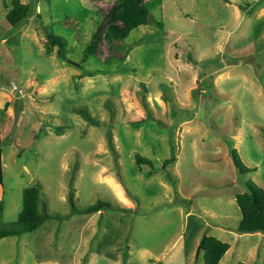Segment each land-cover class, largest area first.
<instances>
[{
  "label": "rangeland",
  "instance_id": "obj_1",
  "mask_svg": "<svg viewBox=\"0 0 264 264\" xmlns=\"http://www.w3.org/2000/svg\"><path fill=\"white\" fill-rule=\"evenodd\" d=\"M21 1L31 11L12 31L0 0L2 220L32 184L53 216L1 237L0 264H203L204 234L229 243L220 264H264V232L236 231L235 200L264 188V0H146L147 24L82 63L115 0ZM45 29L67 60L47 53ZM232 150L256 169L239 173ZM71 189L78 208L110 206L70 213Z\"/></svg>",
  "mask_w": 264,
  "mask_h": 264
},
{
  "label": "trees",
  "instance_id": "obj_2",
  "mask_svg": "<svg viewBox=\"0 0 264 264\" xmlns=\"http://www.w3.org/2000/svg\"><path fill=\"white\" fill-rule=\"evenodd\" d=\"M5 13V20L11 26L12 31L23 25L28 19L31 6L27 2L21 0H10ZM105 27L98 26V29L92 34V39L86 45L83 52L84 62L87 57L96 51L97 45L101 38L108 42L123 39L130 31L139 25H145L150 21V10L146 5V0H115L108 8L104 15ZM46 51L52 53L56 48V55L61 60H67V42L66 40L52 31L45 29ZM82 75H91L87 70ZM6 110V108L4 107ZM75 109V108H74ZM76 111L83 114L84 118L90 123H96L94 118L87 112L85 108H79ZM108 146L115 153L111 131L107 130ZM1 141V126H0ZM232 160L239 173L255 170L256 167H248L241 160L236 150L231 152ZM2 150L0 148V184L2 183ZM174 160V156L164 159L163 165ZM136 162H145L152 164V160L148 157L136 154ZM246 189L235 194V200L240 211V219L236 226V231L240 233L248 232H264V188L255 182H247ZM71 212L93 213L101 210L105 206H110L102 200L78 208L75 205L74 190L68 193ZM44 202L41 200V190L38 185H26L22 189V206L13 221L2 220V212L4 209L3 200L0 198V238L9 235H19L23 232L33 231L37 229L46 219L52 217L47 209L44 208ZM126 206L123 204V208ZM69 213V214H70ZM229 243L215 236L204 234L199 240V247L203 257V264H218L220 259L229 248ZM81 264H84L83 262ZM236 264H253L239 261Z\"/></svg>",
  "mask_w": 264,
  "mask_h": 264
},
{
  "label": "crops",
  "instance_id": "obj_3",
  "mask_svg": "<svg viewBox=\"0 0 264 264\" xmlns=\"http://www.w3.org/2000/svg\"><path fill=\"white\" fill-rule=\"evenodd\" d=\"M110 180V182H112V184L114 183V184H117L118 186H119V190L122 192V194L121 195H119V194H117L118 195V198H119V201L122 203V204H124L126 207H131V205H132V201L129 199V198H127L126 196H125V193H124V191L122 190V188L120 187V185L118 184V183H116V181H115V179H113L112 177H108V181ZM113 184V185H114ZM116 191H117V189H116ZM118 193V192H117ZM200 240V239H199ZM90 242H91V240H90ZM90 242H89V245H90ZM90 248V247H89ZM229 248H230V246H229ZM229 248H228V250H229ZM227 250V251H228ZM227 251H226V253H227ZM225 253V254H226ZM90 254H93V253H90ZM224 254V255H225ZM224 255H223V257H224ZM222 257V258H223ZM222 258L220 259V261H219V263L218 264H220L221 263V260H222ZM42 262L43 261H40V262H38L39 264H42ZM97 260H96V258L95 259H93L92 261H91V259H89L88 260V262H87V264H97ZM114 262H116L117 264H119L117 261H114ZM48 264H62V263H60L58 260H49L48 261ZM68 264H70V263H68Z\"/></svg>",
  "mask_w": 264,
  "mask_h": 264
},
{
  "label": "bare ground",
  "instance_id": "obj_4",
  "mask_svg": "<svg viewBox=\"0 0 264 264\" xmlns=\"http://www.w3.org/2000/svg\"><path fill=\"white\" fill-rule=\"evenodd\" d=\"M112 183V182H111ZM117 183V182H116ZM114 184V183H113ZM115 189H117V192L119 195L122 194V192L119 190V186L117 184H114Z\"/></svg>",
  "mask_w": 264,
  "mask_h": 264
},
{
  "label": "built area",
  "instance_id": "obj_5",
  "mask_svg": "<svg viewBox=\"0 0 264 264\" xmlns=\"http://www.w3.org/2000/svg\"><path fill=\"white\" fill-rule=\"evenodd\" d=\"M11 87H12L13 89H16V90L19 91V92L22 91V89H21V88H18L17 85H15V84H12Z\"/></svg>",
  "mask_w": 264,
  "mask_h": 264
},
{
  "label": "water",
  "instance_id": "obj_6",
  "mask_svg": "<svg viewBox=\"0 0 264 264\" xmlns=\"http://www.w3.org/2000/svg\"><path fill=\"white\" fill-rule=\"evenodd\" d=\"M77 66L80 67V68L83 67L81 63L77 64ZM83 71H85V69H83Z\"/></svg>",
  "mask_w": 264,
  "mask_h": 264
}]
</instances>
